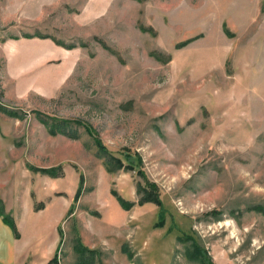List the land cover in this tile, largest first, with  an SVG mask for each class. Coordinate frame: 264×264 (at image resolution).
I'll list each match as a JSON object with an SVG mask.
<instances>
[{
    "label": "rangeland",
    "instance_id": "1",
    "mask_svg": "<svg viewBox=\"0 0 264 264\" xmlns=\"http://www.w3.org/2000/svg\"><path fill=\"white\" fill-rule=\"evenodd\" d=\"M0 105L21 264H264V0H0Z\"/></svg>",
    "mask_w": 264,
    "mask_h": 264
},
{
    "label": "trees",
    "instance_id": "2",
    "mask_svg": "<svg viewBox=\"0 0 264 264\" xmlns=\"http://www.w3.org/2000/svg\"><path fill=\"white\" fill-rule=\"evenodd\" d=\"M2 112H4L7 115H10V116L15 115V113L13 111L8 110L6 107H3L0 105V113H2ZM40 119H41V122L46 126V128H48V130L51 131L52 133H61V134L65 135L67 137H70V138H74V137L78 138L77 131L71 127L70 123L65 122V121H56V123L50 124L47 121V119L46 120L43 118H40ZM97 145H98L99 150L103 154L104 153L106 155L108 154L107 147H105L104 144L101 143V141H97ZM110 156H112L113 158L106 161L108 164V165H106L108 172L114 173L116 167L118 169L121 167H124V169L127 172H135L137 174L143 175V172L141 169L142 160L137 155H131L129 153H124V154H121V157H114L110 153ZM50 176L58 177V175H56L52 172L50 173ZM83 184H84V177L82 176L80 188H79L78 193H77V197H79L81 192H82ZM113 194L117 197V199L121 203L122 208L127 210V211L131 210L134 205L143 206V205L148 204V203H152V204L158 205L159 207H162V211H161L162 216L160 218V222L158 224H156V227H163L164 226L165 209H164L163 201H162L161 196H160V189L158 188V186L156 184L147 181V184L144 188L138 185L137 195L140 198L137 202L126 201L115 191H113ZM7 221H8L7 223L10 224L11 228L16 233V237L19 238L17 228H16L14 221L10 220V219H7ZM178 241L179 242L193 241V237L190 235H183L182 237H178ZM79 251H80V253L83 254L82 258L80 260L81 263H83V264H88L90 257L92 260L89 264H91L95 259V255L97 254V252L95 250H90L83 245H80ZM87 255L89 258L87 257ZM200 256H201V252H200ZM54 259H52V263H53ZM87 259H88V261H87ZM208 260L209 259L207 257L206 258L204 257V259L201 260V264H211L210 260L209 261ZM98 264H103V263L99 262Z\"/></svg>",
    "mask_w": 264,
    "mask_h": 264
},
{
    "label": "crops",
    "instance_id": "3",
    "mask_svg": "<svg viewBox=\"0 0 264 264\" xmlns=\"http://www.w3.org/2000/svg\"><path fill=\"white\" fill-rule=\"evenodd\" d=\"M2 210L0 206V264H21L20 260L25 257L28 245L20 229V223L23 218L19 215L14 216L11 212L9 214L8 211L5 213ZM7 219L14 221L19 238L16 237V233L10 224L7 223Z\"/></svg>",
    "mask_w": 264,
    "mask_h": 264
}]
</instances>
